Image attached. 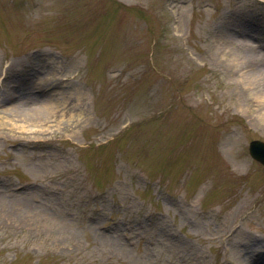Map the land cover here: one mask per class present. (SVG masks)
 Listing matches in <instances>:
<instances>
[{
	"label": "rangeland",
	"instance_id": "374dc122",
	"mask_svg": "<svg viewBox=\"0 0 264 264\" xmlns=\"http://www.w3.org/2000/svg\"><path fill=\"white\" fill-rule=\"evenodd\" d=\"M225 39L264 58V0H0V264H253L264 85Z\"/></svg>",
	"mask_w": 264,
	"mask_h": 264
},
{
	"label": "bare ground",
	"instance_id": "6f19581e",
	"mask_svg": "<svg viewBox=\"0 0 264 264\" xmlns=\"http://www.w3.org/2000/svg\"><path fill=\"white\" fill-rule=\"evenodd\" d=\"M231 23V27L232 29H234V31H236L238 34H240V30L238 28V22H236L235 20L229 22ZM243 25V24H242ZM245 26V25H243ZM232 33V32H231ZM235 33V32H234ZM245 40H241L239 43L243 46H249L250 43H245L243 42ZM247 44V45H246ZM233 45H230L228 43V39L224 40V43L220 45L219 50L221 52L220 53V61L221 63H224L226 65H228L229 67H236V66H243L244 68H248L250 66H252V72H249V74L244 73V76L246 78L252 77V79H250V83L248 84H257L259 85L261 83V85H264V58L256 53H253L251 55V53H246L244 52V50H234L231 49ZM252 52V51H251ZM263 79V80H262ZM262 80V82H261ZM249 87H245V89L243 88V91H247ZM253 88V87H252ZM263 95H264V89H263ZM261 95L260 96V100H264V96ZM18 105V104H17ZM16 106V105H15ZM19 106L27 111H33L37 114L40 112L41 114L43 113H48L51 115H55L58 112L57 106L58 105H50L48 102H42L40 104H37L35 106H26L25 103L20 102ZM23 106V107H22ZM36 110V111H35ZM262 112V111H261ZM263 117H264V113L262 112ZM251 243L255 245V248H251V250L253 251H249L248 253L251 254L252 256V263L253 264H264L261 259L262 256H264V242H262L261 240H251Z\"/></svg>",
	"mask_w": 264,
	"mask_h": 264
},
{
	"label": "water",
	"instance_id": "95a60500",
	"mask_svg": "<svg viewBox=\"0 0 264 264\" xmlns=\"http://www.w3.org/2000/svg\"><path fill=\"white\" fill-rule=\"evenodd\" d=\"M250 153L264 164V141L253 140L250 143Z\"/></svg>",
	"mask_w": 264,
	"mask_h": 264
}]
</instances>
